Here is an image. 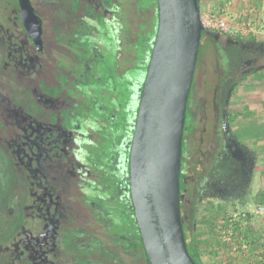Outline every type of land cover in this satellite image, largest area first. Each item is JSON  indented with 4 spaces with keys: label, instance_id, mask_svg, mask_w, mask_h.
Masks as SVG:
<instances>
[{
    "label": "flooded vegetation",
    "instance_id": "obj_1",
    "mask_svg": "<svg viewBox=\"0 0 264 264\" xmlns=\"http://www.w3.org/2000/svg\"><path fill=\"white\" fill-rule=\"evenodd\" d=\"M49 3L55 8L50 19L56 22L47 31L31 8L39 32L29 23L21 0H0V32L4 35L0 45L8 48L9 61L37 62L44 66L39 91L44 98L40 106L44 126L38 133L49 145L45 161L32 167L22 150L11 153L8 149L5 134L9 126L6 124L1 131L0 264L9 251L19 257L13 264H31L22 257L30 253L29 243L37 245V260L32 264H150L135 220L129 175L124 167L126 153L119 155L120 144L112 159L115 172L107 178L111 184L104 183V175L90 173L79 162L91 152L94 141L101 145L105 138L121 133L123 126L124 72L117 66L122 63V43L118 42L113 49L115 53L107 55L94 44L104 41L95 37L90 23L94 13L103 23L102 19L109 17L107 11L115 13L113 8L119 9L120 2L50 0ZM60 16L72 22L73 28L59 23ZM64 29L66 32L62 34ZM28 50L32 60L37 61L28 59ZM204 53L213 58L208 72L214 83L203 99V93L197 90V78L199 66L206 64ZM263 71L264 41L218 32L202 33L182 138L180 213L184 235L191 225L196 233L198 224L203 232L207 231L211 219L213 224L218 222L223 212L235 208L236 203L244 205L250 195L255 165L264 156L257 154L258 148L264 144L260 140L254 144L246 135L245 129L250 126L245 128L246 119L236 108V90L246 78ZM203 101L211 109L200 113ZM87 121L98 126L96 134L85 130ZM28 146L31 147L30 143ZM186 160H190L195 174L182 175ZM106 165L109 166L107 160ZM32 206H39L40 212L42 207H48L53 219L46 230H41V237L37 235L26 243L18 227L29 217L26 208ZM22 228L27 231L25 226Z\"/></svg>",
    "mask_w": 264,
    "mask_h": 264
},
{
    "label": "rangeland",
    "instance_id": "obj_2",
    "mask_svg": "<svg viewBox=\"0 0 264 264\" xmlns=\"http://www.w3.org/2000/svg\"><path fill=\"white\" fill-rule=\"evenodd\" d=\"M226 1L232 2V10L234 13H244L242 17L244 16L246 19L250 18L255 24L258 23V21L262 24L260 18H264V0H201L199 6L200 8H205V4L209 3L210 8L216 12V10L221 7V3ZM28 2L42 26L46 28V31L55 27L56 21L50 19L53 15V10H55L49 3L50 0H28ZM119 2V9L113 8V10L116 11L115 13L111 12V9H109V11H107V13H110L109 17L102 19L103 23L99 21L98 14L96 15L95 13L90 23L91 27L94 29L95 37L98 38L100 36V41H104L103 44L98 41H95L94 44L97 47H101L107 55L115 53L113 49H116L118 42L122 43V63L121 65L117 64V66L121 67L124 72H122L124 81L122 80L121 85L125 92L123 98V101H125V104L123 103V126H121V133L117 136H111L109 139L105 138L101 145L94 141L91 152L86 156L84 155L79 161L86 166V169L89 170L90 173L95 172L104 175V179H106L104 183L109 184H111V182L107 178H111L115 172L112 159L118 153V151H116L117 153L114 151L118 144H120L122 152L119 153V155L123 156L126 153L125 158L128 155L130 128L135 109L133 99L134 102H136L135 94L138 91V85L144 73V66L147 64V50L151 44L150 42L155 29V0H119ZM56 14H58V12L55 13V15ZM53 18L55 19V17ZM58 21L59 23L68 25L66 28H73V23L66 22L62 19V16H60ZM65 30L66 29H64L62 34L66 32ZM262 31H264V28ZM114 34H116L115 37H113ZM2 35L3 33L0 32V42L3 41L1 39ZM244 38L264 41V38L260 35ZM66 48L71 50L68 47ZM28 52V59L32 60V54L29 50ZM200 56L201 51H199V57ZM204 57H206V64L205 66H199L198 70H200V72L197 78V90L198 93H203V99L205 97L204 94H207L209 87L214 83L213 77L210 76L208 72V70L212 69L213 58L206 53H204ZM37 60L38 59H33L32 61ZM21 62L19 60H15L13 63L10 62L8 59V48L0 45V106L2 105L3 109L2 114L0 113V125H3L0 129V134L1 131H4L3 129L7 124V126H9V132L5 135L8 137V149H10L11 153H15L13 150H22L28 161V165L33 167L45 161V154L49 146L47 139L44 136L40 137L38 133L44 126L42 116L43 109L40 108L44 98L39 92L44 66L37 62L27 61L25 64ZM236 91L238 96L236 108L243 113V119H246L244 122L246 123L245 128L246 126H250L245 129L247 132H250L248 136H250L254 144L259 140L260 144H264V125L262 122L264 121V71L246 78L243 83L239 84ZM28 95H30V97H28ZM129 100H131V102ZM251 101L254 105H250L256 107L253 114L247 109ZM206 102L207 101H203V103H201L200 113L208 112L210 107H208L209 104ZM241 103H243V105H241ZM247 112L249 114H246ZM84 125L87 132L90 131L96 134L95 128H98V126H96L95 123L87 121ZM44 134H46V132H44L43 135ZM33 135H35L34 138L32 137ZM29 143L31 147L28 146ZM254 144L253 147L256 148ZM258 149L257 154L259 156L264 155V147ZM103 152L107 153V159ZM261 157V159H258L257 165H255L250 187L251 192L246 200H244L246 201L245 204L241 205L236 203L234 206L235 208H231L227 212H230V210H256V207L259 205L256 203L259 193L264 192V156ZM106 160L109 166L106 165ZM196 160H198V157ZM184 163L185 166H183L182 175L188 174L185 176H190V174H195L193 173L195 168L191 167L190 160H186ZM30 170L34 171L31 168ZM26 213L29 217L26 218L25 221L20 222L18 233L21 235L22 239L28 243L31 242L33 238H36L37 235L41 237V230H46L49 227L53 215L48 207H42V211L40 212L39 206L26 208ZM214 219H216V217ZM23 226L26 227L25 229L27 231L23 230ZM196 228L197 238L200 240L204 237V232L200 224H198ZM262 236L264 238V235ZM29 244H31L30 253L26 256L22 255V257L25 258V260H23L24 262L28 260L29 263L32 264L33 260H37L35 259V256L38 254L36 251L37 245L32 243ZM40 249H38V251H40ZM200 251V259L204 264H214V258L212 253L209 252L208 247L206 248L205 246L204 248V245L201 244ZM17 259H19V257L16 253L9 251L2 264H13V261Z\"/></svg>",
    "mask_w": 264,
    "mask_h": 264
},
{
    "label": "water",
    "instance_id": "obj_3",
    "mask_svg": "<svg viewBox=\"0 0 264 264\" xmlns=\"http://www.w3.org/2000/svg\"><path fill=\"white\" fill-rule=\"evenodd\" d=\"M21 3L29 23L40 32L27 0ZM156 7V33L135 96L124 167L149 263L195 264L180 213V171L186 105L204 30L198 0H156Z\"/></svg>",
    "mask_w": 264,
    "mask_h": 264
},
{
    "label": "trees",
    "instance_id": "obj_4",
    "mask_svg": "<svg viewBox=\"0 0 264 264\" xmlns=\"http://www.w3.org/2000/svg\"><path fill=\"white\" fill-rule=\"evenodd\" d=\"M201 0H198V3L200 5ZM156 27H157V7H156V0H155V29L154 33L151 39V44L148 47L147 50V63L149 60L151 48H152V42L155 38L156 33ZM147 64L144 66V73L142 75V78L139 83L138 91L136 92V96L139 97V90L142 86L145 72H146ZM138 104V101L136 100V105ZM137 107V106H136ZM136 114V108L134 109L133 119L135 118ZM130 136H131V130H130ZM256 203L259 205H264V192H260L259 196L256 200ZM212 220V219H211ZM209 221L210 225L207 227L206 234L208 236V239L202 240L197 238V233L194 231L193 226L191 225L185 235V241H186V247L188 250V253L190 257L193 259L195 264H204L201 259V251H200V245H205L206 248L208 247L209 252L212 253V256L214 258V264H256V259L259 255H262L264 257V242H260V238L262 235H264V218H254L249 216L246 220L239 221L237 223L233 224V230L235 231L236 236L239 237V240H237L236 247L237 249L233 251L232 244H226L219 242L217 238V229L218 226L220 228L229 227V221L226 216V212H223V214L218 218V222L214 223ZM231 227V226H230ZM261 232V236H260ZM257 234V235H256ZM239 241V242H238ZM242 243H245L247 247V253L245 256L244 250L241 248Z\"/></svg>",
    "mask_w": 264,
    "mask_h": 264
},
{
    "label": "built area",
    "instance_id": "obj_5",
    "mask_svg": "<svg viewBox=\"0 0 264 264\" xmlns=\"http://www.w3.org/2000/svg\"><path fill=\"white\" fill-rule=\"evenodd\" d=\"M231 3V1L221 3V7L218 8L216 12L210 8L209 3L205 4V8H200V20L203 30L206 32H218L223 35L235 38L253 37L263 30V25L260 23V21L255 24L252 22L253 20H250V18L246 19V17H242L244 13H234ZM226 216L231 227L229 226L223 229L221 228L217 238L224 243L232 244L233 251H235L237 247L233 244L234 241L239 240V237L236 236L235 231L233 230V224L246 220L249 216L254 218H264V205H258L255 211L244 210L226 212ZM260 239V242H264L263 236H261ZM242 244L243 245H241V248L244 250L243 256H245L247 253V247L245 243ZM256 262V264H264V257L259 255L256 259Z\"/></svg>",
    "mask_w": 264,
    "mask_h": 264
},
{
    "label": "crops",
    "instance_id": "obj_6",
    "mask_svg": "<svg viewBox=\"0 0 264 264\" xmlns=\"http://www.w3.org/2000/svg\"><path fill=\"white\" fill-rule=\"evenodd\" d=\"M261 19V21H262V25H263V28H264V18H260ZM257 35H260L261 37H263L264 38V31H261L259 34H257ZM253 37H256V35L255 36H253ZM250 104H253L254 105V103L251 101V103H249L248 104V111H250V112H252L251 114H253L255 111V109H256V107L255 106H251ZM246 108V107H245ZM242 114V113H241ZM246 114H249L248 112L246 113ZM246 133V135H248L250 132H245ZM250 137V136H249ZM217 229H219V230H217V233H219L220 232V230H221V228H220V226H218V228ZM257 235V234H256ZM206 239H208V236H207V234H206V232L204 231V237L202 238V240H205L206 241ZM219 240V239H218ZM219 242H221V243H224V242H222L221 240H219ZM236 243H237V241H234V244L236 245ZM227 244V243H226ZM233 244V245H234ZM204 248H205V245H204Z\"/></svg>",
    "mask_w": 264,
    "mask_h": 264
}]
</instances>
